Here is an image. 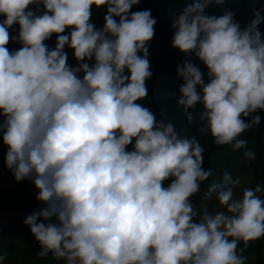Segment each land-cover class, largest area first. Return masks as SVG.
I'll list each match as a JSON object with an SVG mask.
<instances>
[{"label": "clouds", "instance_id": "1", "mask_svg": "<svg viewBox=\"0 0 264 264\" xmlns=\"http://www.w3.org/2000/svg\"><path fill=\"white\" fill-rule=\"evenodd\" d=\"M210 2L198 0L172 23V47L208 70L206 83L192 62L177 68V103L189 124L191 110L202 106L200 132L235 151L246 148L239 137L264 111V17L256 12L241 30L231 11L206 14ZM139 3L0 0V133L6 167L17 182L32 181L44 206L24 221L37 255L66 264H245L239 242L264 236V199L257 195L264 187L244 188L237 198L240 181L225 172L205 193L222 210L194 208L191 197L212 172L196 137L180 136L139 103L148 95L156 24L151 10L131 12ZM33 4L43 14L29 10ZM93 7L106 9L99 29ZM13 25L19 31L10 37ZM10 39L21 47L10 52Z\"/></svg>", "mask_w": 264, "mask_h": 264}, {"label": "trees", "instance_id": "2", "mask_svg": "<svg viewBox=\"0 0 264 264\" xmlns=\"http://www.w3.org/2000/svg\"><path fill=\"white\" fill-rule=\"evenodd\" d=\"M198 0H140V3L131 9V12L151 10L152 17L156 20L154 25V36L149 42V62L151 77L146 81L148 95L143 101H139L143 106L152 110L157 121L164 120L175 125L176 131L182 137H196L204 149L203 167L212 172V176L204 182H201L200 191L191 197V203L196 209L198 201L202 197H206V188L212 183H218L222 180L225 172L231 174L233 179H241L244 175H249V180L246 188L254 189L257 185L264 187V111H258L255 115L261 117L260 124L251 130L241 134L240 139L247 141V146L244 149L233 150L231 145L219 146L214 142L210 133L200 132L201 122L197 113L202 106L197 107L192 111L195 123L189 124L186 114L182 107L178 106L180 96L179 88L183 83L180 75L177 73V68L182 66L185 61H190L197 65L200 71L204 74L205 82H208L207 68L194 55H185L178 49L172 47V38L175 30L172 28L173 20L180 15L183 10ZM29 10L36 15L43 14L42 5H30ZM225 10L234 13V21L239 24L241 30L251 24L255 19V13L260 12L264 17V0H224L223 4L210 2L205 7V13L208 15L220 16ZM106 9L104 7L92 9L91 22L99 29L103 26V17ZM4 19L0 16V21ZM259 31L264 34V22L258 25ZM19 26L13 25L9 29L10 37L18 34ZM66 30L64 34H67ZM56 35H53L50 40L45 43L49 49H54L56 45ZM264 39V35H262ZM21 47L19 42H14L10 39L7 48L9 51L18 50ZM68 52L69 64L75 66L76 61L73 58L72 51L65 49ZM251 119V117L247 118ZM2 133H0V147ZM134 143V141H133ZM132 150V145L127 148ZM252 151L255 153L254 159H247L243 153ZM7 153V152H6ZM6 153L0 159V186L9 181H15L11 171L5 165ZM171 181H165L164 186ZM21 185H30L34 189L31 180L17 182ZM37 190L35 194L29 198V202L21 206L18 211L29 210L35 208L41 203L36 200ZM264 199V192L259 193ZM5 195L0 187V207L3 204ZM14 209L5 210L11 212ZM1 214V210H0ZM25 219L19 218L4 223L0 226V264H65L64 260H57L51 254L48 257L40 258L37 252L40 250L38 242L32 235L30 228L25 225ZM242 250V252H241ZM237 251L246 257L245 264H264V237L257 238L251 241H240Z\"/></svg>", "mask_w": 264, "mask_h": 264}, {"label": "rangeland", "instance_id": "3", "mask_svg": "<svg viewBox=\"0 0 264 264\" xmlns=\"http://www.w3.org/2000/svg\"><path fill=\"white\" fill-rule=\"evenodd\" d=\"M248 180V174L244 175L239 180L240 184L235 188V194L237 198H240V196L242 195L243 189L246 188ZM0 187L5 195L4 202L0 207L1 214L5 213V210L10 209H14L12 211H18V209L21 206L26 205L29 202V198H31V196L35 194V189L32 186L21 185L15 181H9L5 184H2ZM257 195H259V193H257ZM196 209L200 212L208 211L209 213H215L216 211L222 210L218 201H216L214 198L209 199L207 196L202 197L198 201ZM263 237L264 236H261V238Z\"/></svg>", "mask_w": 264, "mask_h": 264}, {"label": "water", "instance_id": "4", "mask_svg": "<svg viewBox=\"0 0 264 264\" xmlns=\"http://www.w3.org/2000/svg\"><path fill=\"white\" fill-rule=\"evenodd\" d=\"M8 151L7 146L4 145V143H1L0 147V159L1 157ZM44 206L41 204L35 208L29 209V210H24V211H11V212H6L3 214H0V226L3 225L6 222H9L14 219H19V218H24L29 216L30 214L39 212ZM66 264V262H65Z\"/></svg>", "mask_w": 264, "mask_h": 264}]
</instances>
